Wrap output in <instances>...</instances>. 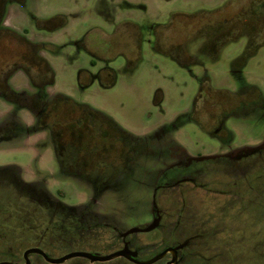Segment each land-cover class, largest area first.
<instances>
[{"label":"rangeland","instance_id":"1","mask_svg":"<svg viewBox=\"0 0 264 264\" xmlns=\"http://www.w3.org/2000/svg\"><path fill=\"white\" fill-rule=\"evenodd\" d=\"M237 1L27 0L25 6L11 5L5 19L8 27L25 33L32 41L62 47L59 53H53V47L42 52L55 71L49 94L68 95L97 111L81 110L97 136L98 150L90 147L89 151L111 155L87 170L92 171L90 176L79 167L83 177H74L71 172L75 171L60 168L48 133L39 132L0 142V168L18 166L26 182L44 185L56 200L70 206L88 201L93 194L92 182H103L104 169L113 182L104 184L100 212L121 232L150 225L158 180L161 184L174 183L193 176L197 169L201 170L197 180L207 179L202 163L180 165L160 176L180 152L168 150L179 149L194 158L220 152L229 134L223 129L222 137L216 136L215 122L219 119L233 132V146L252 145L264 136V109L248 113V104L242 103L251 95L252 87L264 100V27L254 26L255 17L248 16L246 9L236 17L241 20L237 23L233 19L229 24H214L217 19L239 14ZM60 15L66 17V24L55 31L40 29L33 19ZM61 20L57 18L51 25ZM12 57L13 47L3 41L0 68ZM11 85L16 90H32L21 71L12 77ZM11 112L13 106L0 98V121ZM15 115L26 125L33 123L28 110ZM66 115L71 118L70 111ZM88 132L87 144L93 141L92 130ZM126 150L147 155H139L132 164L113 157ZM190 186L184 182L156 193L154 200L164 211L160 225L128 237L139 260L207 232L210 219L194 214L203 210L200 201L204 195L191 193ZM23 195L0 182V248L8 237H13L21 249L41 246L55 258L74 251L108 254L122 247L118 236L100 227L52 237L53 248L42 245L29 231L21 235L24 223L19 221L30 210ZM183 197L187 205L178 219ZM243 224L250 236L229 256L205 238L192 244L213 264H264V255L254 251L256 238H251L258 229L264 230V219H244ZM84 262L73 258L62 264ZM104 264L130 263L117 258Z\"/></svg>","mask_w":264,"mask_h":264},{"label":"flooded vegetation","instance_id":"2","mask_svg":"<svg viewBox=\"0 0 264 264\" xmlns=\"http://www.w3.org/2000/svg\"><path fill=\"white\" fill-rule=\"evenodd\" d=\"M237 3H240L238 4L239 14H237L235 17L231 16L234 18L230 19H217V22L214 24L217 26L221 24H229V22L232 23L233 19H236L237 23L241 20L237 19L236 17H241L240 12H243V9H246V11L249 13L248 16L255 17L254 21L256 20V22L253 21L254 26L256 24V26L264 27V0H239ZM11 5L13 4L8 6L7 13ZM1 7L2 3L0 2V8ZM3 25L7 26L5 24V20L3 21ZM232 27L233 26H231V28ZM19 71L23 72L22 70L13 72V65L12 67L6 66L3 68V72H5L7 75V83L4 85V88H6L9 93H12V91L16 90L11 85V79ZM29 83L32 88L31 91L27 89L18 91H27L30 93L34 92L36 90L35 86L30 82V80ZM49 88H47V90ZM251 92L252 93L247 101H243L242 103L248 104V109L246 112H259L260 109H264L263 96L261 92L257 90V88L253 89L252 87ZM56 95L57 94L52 96L50 95L49 99L55 98ZM1 99L10 103L4 98ZM10 104L14 108V105L12 103ZM59 105V103H47V105L40 111L37 110L32 112L28 110L33 115V123L29 126H37L41 129L36 133H48L52 140L55 156L61 169L65 170L66 172H71V170L75 171L71 172L74 177H83L81 170V168H83L86 170V176H90L92 171L87 170L93 169L99 163H104L105 158H109L111 153L107 154L106 151H89L90 147L98 150V143L96 141L97 136L94 127H91V125L88 124L89 122L86 123L84 120H82L79 124L76 123L75 125L71 126V118L66 115L68 109ZM224 124V121L220 119L215 122L217 128L214 130V133H216V136L222 137V134L224 133L223 129H225L227 134H229V140L227 139L223 142V146L218 153L210 154L205 157L194 158L187 155L184 151L181 152L179 149L168 150L180 152H178V158L176 161L172 162L171 165L162 171L160 176H163L165 171L175 169V167L180 165L202 163L204 164L203 169L207 179H205L203 182L198 181L197 179L198 176L201 175V170L197 169L193 176L178 180L174 183L161 184L158 180L156 186L154 187L153 195L152 212L154 219H160L161 223L164 212L156 203V200H154L156 193L160 189H173L177 187V185L179 186L180 183L185 182L191 185L188 187L191 193L204 195V199L200 201V204L203 206V210L194 211V214H202L210 219V227L203 235L194 234L189 236L184 241L163 248L157 254L168 249H170V251H168L162 259L153 264H156L161 260H164L166 264H168L170 261H172L171 264H213L211 259L202 254L200 248L195 246V244H192L194 241L205 238L211 242V245H215L216 247L224 249L226 252H228L227 255L229 256V253L235 251L234 248L237 249L240 246H243L245 239L250 236L244 232L246 228L244 227L243 220L251 218L264 219V136L252 145L233 146V132L227 129ZM71 128L74 130V134H72L73 130ZM90 130H92L93 133V141L87 144L84 142V140L90 136L91 132H88ZM125 135L126 137H131L126 133ZM127 150L119 151L118 154L114 155L113 157H118L120 163L125 162L132 164V160L138 161L140 158L139 155H147V153H137V151ZM102 172L105 175L103 182L99 184L91 181L93 190L92 196L89 197L88 201L76 206H70L56 200L44 185H38L37 182H26L23 179L21 170L18 166L1 167L0 182L2 184H6L7 187L11 188L15 193L20 192L24 194L23 196H25L26 200L30 204V210L29 214L23 216V220L19 221L20 223H24L21 227L22 231L20 233L24 235L26 231H29V233H31L33 236L39 238V241L42 242V245L47 244L46 246L52 247V237L74 235L83 231L89 232L97 227H100L101 229L103 228L104 230L111 231L113 235L118 236L117 238H119L122 242V247L118 250H121L124 248L125 244H127L129 249L134 251L130 248V241L128 240V237L131 234L123 237V234L130 229L122 232L119 231L115 225L109 221L108 215L101 213L98 208L100 198L106 189L104 184H109L112 181L107 171L103 169ZM186 205L187 201L183 197L182 206L177 211L178 219H180L184 213ZM104 230L102 231L105 232ZM251 238H256V242L253 243V246L255 247L254 251L257 254L264 255V230L258 229L253 233ZM29 248H39L43 250L50 258L56 259L55 257L50 256L48 252L41 246ZM26 249L28 248H24L22 250L18 259L14 256H5V258L1 261H10L14 264H25L23 254ZM92 254L108 255L110 253ZM74 258L85 259V262L81 264H104L112 261L91 262L85 257ZM119 258L130 264H136L124 257ZM136 258L139 260L138 256ZM230 260V263H235L232 259ZM30 262L31 264H53L48 262L41 254H31Z\"/></svg>","mask_w":264,"mask_h":264},{"label":"trees","instance_id":"3","mask_svg":"<svg viewBox=\"0 0 264 264\" xmlns=\"http://www.w3.org/2000/svg\"><path fill=\"white\" fill-rule=\"evenodd\" d=\"M0 2L2 3V7L0 8V44L3 41H8L14 51V57H12L10 62H7L4 67H12L13 65V72L22 70L36 89L32 93L18 90L9 93L7 89L4 88V85L7 83V75L3 72L4 67L2 66L0 68V98L8 100L14 105V112L9 113L5 119L0 121V142L21 139L40 131L41 129L37 126H29L21 122L15 113L23 109L32 112L37 110L40 111L47 105V103H59V106L67 108L71 113V126L76 123H81L82 120L88 123V116L85 113H82L81 110L85 108L89 109V112L93 110L90 113L97 114V111L95 112V110L89 105L77 103L65 94H57L55 98L49 99L50 94L47 88L53 86L55 83V71L49 61L42 55V52L50 50L53 47L52 52L59 53L62 47L50 42L32 41L25 33L3 25L8 6L14 3L25 6L27 0H0ZM57 18L62 20L59 24L52 26L51 22ZM33 19L37 26L40 25V29L48 31L58 30L66 24V17L62 15L54 16L46 20L38 19L36 17H33ZM125 133L128 136H131L129 133ZM3 242L4 243L1 244L2 246L0 248V261L4 259L5 256H14L18 259L24 248L21 249L20 245L13 240V237H8Z\"/></svg>","mask_w":264,"mask_h":264},{"label":"water","instance_id":"4","mask_svg":"<svg viewBox=\"0 0 264 264\" xmlns=\"http://www.w3.org/2000/svg\"><path fill=\"white\" fill-rule=\"evenodd\" d=\"M159 221L160 219L156 218L150 225H148L145 228H138V227L131 228L130 230H128L126 233L123 234V237H125L128 234H132L136 232H150L159 226ZM168 251H170V249L165 250L162 253L157 254L153 258L149 260H145V261L138 260L136 258L137 253L135 251H131L127 244H125L124 248H122L121 250L115 251L108 255H97V254H92V253H87V252H71L60 258L53 259V258H50L43 250L39 248H28L24 251L23 256L25 259V264H31L30 262L31 254H41L48 262L53 263V264H60L74 257H85V258H88L91 262H95V261L104 262V261H110V260H113L119 257H124L136 264H153L157 262L158 260L162 259ZM171 263L172 261H170L168 264H171ZM0 264H14V263L10 261H0Z\"/></svg>","mask_w":264,"mask_h":264}]
</instances>
